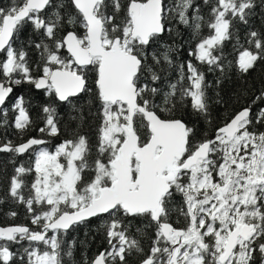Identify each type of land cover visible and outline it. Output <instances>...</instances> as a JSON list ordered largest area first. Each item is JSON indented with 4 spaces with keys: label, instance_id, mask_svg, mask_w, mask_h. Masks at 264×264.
<instances>
[{
    "label": "snow or ice",
    "instance_id": "snow-or-ice-1",
    "mask_svg": "<svg viewBox=\"0 0 264 264\" xmlns=\"http://www.w3.org/2000/svg\"><path fill=\"white\" fill-rule=\"evenodd\" d=\"M203 3L210 5L207 21L195 0H176L172 8L165 0H68L74 12L64 0L0 6V52L5 54L0 106L14 86L28 84L80 113L73 120L83 118V107L77 108L82 94H91L100 119L92 160L93 146L85 135L64 140L54 151L41 147L47 144L43 138L0 143V153L21 156L31 150L34 155L29 167H15L7 188L13 201L25 205L34 228L0 226V264L71 261L74 243L66 244L64 236L91 218H106L101 227L108 243L91 264H128L129 255L142 253L130 231L138 218L155 224L150 251L140 264H264V131L254 127L264 123V108L253 115L251 106L245 107L214 136L197 139L195 129L176 113L190 100L193 113L209 117L204 73L191 61L187 72L181 64L179 79L169 81L165 91L157 85L161 76L153 65L173 66L171 46L153 53L148 63L146 50L165 32L172 34L173 21L194 36L206 24L209 35L189 55L209 71L226 72L223 42L232 37L234 21L249 23L256 0ZM26 24L34 33L29 44L39 53L35 69L27 52L15 47ZM66 26L83 31L58 35ZM248 43L255 51L239 52L235 66L241 73L264 61V36L250 31ZM145 72L151 83L142 80ZM256 99L264 100V92ZM12 111L13 126L23 133L32 124L24 97H16ZM41 111L38 131L60 135L57 108L45 104ZM7 124L5 111L0 127ZM86 172L92 173L87 180ZM30 173L35 177L29 187L23 177ZM173 211L183 217L184 227L169 222Z\"/></svg>",
    "mask_w": 264,
    "mask_h": 264
},
{
    "label": "trees",
    "instance_id": "trees-1",
    "mask_svg": "<svg viewBox=\"0 0 264 264\" xmlns=\"http://www.w3.org/2000/svg\"><path fill=\"white\" fill-rule=\"evenodd\" d=\"M14 0H0V6L8 7ZM59 2V0H55ZM122 4L127 0H121ZM215 0H213V3ZM68 4V0H64ZM165 4L172 8L176 4V0H165ZM196 6L200 9V14L207 21L210 19V5H205L203 0H195ZM256 7L253 14L248 17L249 23L247 25L234 21L233 28L231 29L233 35L229 40L223 42L222 59L226 67V72L221 74L219 70L209 71L206 64H200L194 56L189 53L194 51L197 43L202 37L209 35L207 25L201 29L199 36H194L190 28L183 25H178L174 21L169 25L173 29L171 35L167 32L163 34L155 43H152L146 50L148 52V63L152 64L151 56L153 53L160 55L167 46H171L172 51L170 56L173 59V66L168 67L163 65H153L154 69L161 76V80L157 81V85L163 90H167L169 81L176 82L179 79V65H184V70L187 72V63L191 61L201 72L204 73L205 81L208 84L207 96L209 103V117L205 118L191 109L190 100L186 106L180 108L176 113L177 118H181L189 126L195 129V138L208 137L211 138L215 134V129L221 126L226 120H229L238 111L245 107L251 106L252 114L255 115L259 109L264 108V100H257L256 97L264 92V61H258L254 68L250 69L247 73H241L235 66L238 59L239 52L244 48L255 51L254 45L248 43V33L256 31L264 36V5L261 0H256ZM71 9V5L68 4ZM52 10H49V13ZM112 9L109 7V12ZM122 15V13L120 14ZM77 31L82 33V29L78 26L72 28L66 26L63 32L58 35H63L67 31ZM34 38L32 26L26 24L21 31L17 34L15 40V47L23 49L28 54L29 62L35 69V63L39 59V53L30 46L29 41ZM37 40L38 37H35ZM221 55V51L215 53ZM5 58V54H0V60ZM231 66L229 67V63ZM142 80L151 83L150 75L145 72ZM219 81V83H217ZM187 84V81H184ZM17 96L24 97L25 107L27 108L32 124L23 133L18 132L13 126L16 113L12 111V105ZM92 100L91 94H82L77 108L83 107V118L80 120H73L72 116L80 115L78 112H72L71 107L68 105H58L53 103L54 98L45 96L42 91H37L33 86L22 84L14 86V91L4 107L0 109V120L4 119V112H7L8 124L0 127V143L12 141L13 144H20L27 141L29 138H43L47 141L46 145L49 151H54L55 147L62 143L64 140H71L76 138L77 135H85L88 137L90 144L93 146L90 160L95 158V144L97 140V129L100 123L99 116L96 114L99 107L98 104H90ZM219 101V102H218ZM255 101V103H253ZM157 102H160V97H157ZM51 104L57 108V119L60 127V135L56 137H49L41 134L38 129L43 127V113L42 106ZM209 120L211 123H209ZM256 130L264 131V123L255 124ZM34 160V155L31 150L21 156H15L9 153H0V226L24 225L29 228H34L31 224V219L24 204L15 202L7 195V188L12 175H14L15 167L24 165L29 167ZM92 175L91 172L85 173L87 180ZM35 174L30 173L23 177L26 184L29 185L34 179ZM24 195H28L25 190ZM181 197L175 198V203L179 204ZM10 212H15L14 217L9 216ZM104 219L96 218L88 222L72 227L64 240L67 243H74L73 257L69 261L68 257H64L65 264H91L99 252L108 248V243L105 238V233L101 227ZM169 222L176 228L184 227L183 217H179L178 213L173 211L169 217ZM140 228L141 233L137 234L136 229ZM131 234L135 235L140 241L143 249L142 253L133 252L127 257L128 264H140V261L148 254L152 244V239L155 233V224H150L148 220L138 218L132 229ZM26 244V242H25ZM66 246V245H65ZM19 246H14L16 250Z\"/></svg>",
    "mask_w": 264,
    "mask_h": 264
},
{
    "label": "water",
    "instance_id": "water-1",
    "mask_svg": "<svg viewBox=\"0 0 264 264\" xmlns=\"http://www.w3.org/2000/svg\"><path fill=\"white\" fill-rule=\"evenodd\" d=\"M1 53H2V52H0V54H1ZM37 91H39V90H37ZM11 95H12V94H11ZM11 95H10V97H11ZM10 97H9V98H10ZM9 98H8V100H9ZM8 100H7V101H8ZM7 101H6V102H7ZM3 107H4V105H3V106H0V109H2ZM92 219H95V218H91V219H89V220H87V221H85V222H88V221H90V220H92ZM85 222H84V223H85ZM78 225H79V224H78ZM75 226H76V225H75ZM70 229H71V228H70ZM70 229H69V230H70Z\"/></svg>",
    "mask_w": 264,
    "mask_h": 264
},
{
    "label": "flooded vegetation",
    "instance_id": "flooded-vegetation-1",
    "mask_svg": "<svg viewBox=\"0 0 264 264\" xmlns=\"http://www.w3.org/2000/svg\"><path fill=\"white\" fill-rule=\"evenodd\" d=\"M96 219V218H95ZM93 220V219H92ZM74 227V226H73Z\"/></svg>",
    "mask_w": 264,
    "mask_h": 264
}]
</instances>
